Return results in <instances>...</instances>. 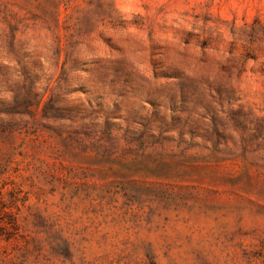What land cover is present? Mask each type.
Listing matches in <instances>:
<instances>
[{"label":"rangeland","instance_id":"374dc122","mask_svg":"<svg viewBox=\"0 0 264 264\" xmlns=\"http://www.w3.org/2000/svg\"><path fill=\"white\" fill-rule=\"evenodd\" d=\"M0 264H264V0H0Z\"/></svg>","mask_w":264,"mask_h":264}]
</instances>
